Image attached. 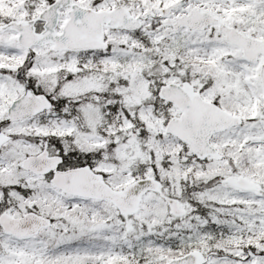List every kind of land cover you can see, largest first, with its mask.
Returning <instances> with one entry per match:
<instances>
[{
    "label": "snow or ice",
    "instance_id": "obj_1",
    "mask_svg": "<svg viewBox=\"0 0 264 264\" xmlns=\"http://www.w3.org/2000/svg\"><path fill=\"white\" fill-rule=\"evenodd\" d=\"M0 264H264V0H0Z\"/></svg>",
    "mask_w": 264,
    "mask_h": 264
}]
</instances>
